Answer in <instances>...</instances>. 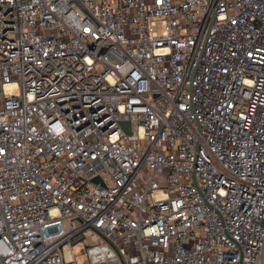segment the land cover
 Segmentation results:
<instances>
[{"label": "built area", "instance_id": "2783aa9c", "mask_svg": "<svg viewBox=\"0 0 264 264\" xmlns=\"http://www.w3.org/2000/svg\"><path fill=\"white\" fill-rule=\"evenodd\" d=\"M85 240L264 264V0H0V264Z\"/></svg>", "mask_w": 264, "mask_h": 264}, {"label": "rangeland", "instance_id": "374dc122", "mask_svg": "<svg viewBox=\"0 0 264 264\" xmlns=\"http://www.w3.org/2000/svg\"><path fill=\"white\" fill-rule=\"evenodd\" d=\"M87 243H90V241L88 240L81 241L75 244L74 246V252L76 254V259H77L78 264H83L86 259V255L82 253L81 250L85 247ZM263 262H264V256H263Z\"/></svg>", "mask_w": 264, "mask_h": 264}, {"label": "water", "instance_id": "95a60500", "mask_svg": "<svg viewBox=\"0 0 264 264\" xmlns=\"http://www.w3.org/2000/svg\"><path fill=\"white\" fill-rule=\"evenodd\" d=\"M122 125H123V127L126 129V131L128 133H131V130H130V122L129 121L122 122ZM99 180H100L99 177L94 178V181H99Z\"/></svg>", "mask_w": 264, "mask_h": 264}]
</instances>
